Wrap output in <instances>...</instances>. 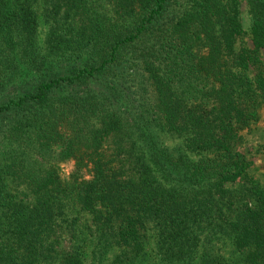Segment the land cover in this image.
I'll return each mask as SVG.
<instances>
[{
    "label": "trees",
    "instance_id": "obj_1",
    "mask_svg": "<svg viewBox=\"0 0 264 264\" xmlns=\"http://www.w3.org/2000/svg\"><path fill=\"white\" fill-rule=\"evenodd\" d=\"M245 1L0 0V264H264Z\"/></svg>",
    "mask_w": 264,
    "mask_h": 264
},
{
    "label": "rangeland",
    "instance_id": "obj_2",
    "mask_svg": "<svg viewBox=\"0 0 264 264\" xmlns=\"http://www.w3.org/2000/svg\"><path fill=\"white\" fill-rule=\"evenodd\" d=\"M241 17L245 33L239 42L251 45L250 29V13L245 0L241 4ZM44 28V27H43ZM43 28H41L43 30ZM43 34V31L42 33ZM262 59L264 61V51H262ZM243 139L239 143L238 148L245 152L252 161L249 174L256 179L264 181V104H262L259 116L255 121H252L250 126L242 129ZM63 246L68 245V239L65 235L62 236Z\"/></svg>",
    "mask_w": 264,
    "mask_h": 264
}]
</instances>
